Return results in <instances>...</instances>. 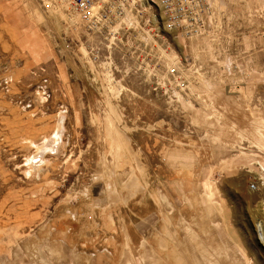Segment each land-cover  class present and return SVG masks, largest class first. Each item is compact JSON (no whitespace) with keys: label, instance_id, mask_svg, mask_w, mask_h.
Wrapping results in <instances>:
<instances>
[{"label":"rangeland","instance_id":"obj_1","mask_svg":"<svg viewBox=\"0 0 264 264\" xmlns=\"http://www.w3.org/2000/svg\"><path fill=\"white\" fill-rule=\"evenodd\" d=\"M114 30L0 0V264H264V0Z\"/></svg>","mask_w":264,"mask_h":264},{"label":"built area","instance_id":"obj_2","mask_svg":"<svg viewBox=\"0 0 264 264\" xmlns=\"http://www.w3.org/2000/svg\"><path fill=\"white\" fill-rule=\"evenodd\" d=\"M77 16L92 33L115 34L117 24L134 26L139 20L162 21L171 34L192 40L208 32L215 19L217 0H56ZM148 16V19L144 17Z\"/></svg>","mask_w":264,"mask_h":264},{"label":"bare ground","instance_id":"obj_3","mask_svg":"<svg viewBox=\"0 0 264 264\" xmlns=\"http://www.w3.org/2000/svg\"><path fill=\"white\" fill-rule=\"evenodd\" d=\"M60 136H61V131H57L55 133L54 139L51 138L50 140H46V143H44V147H41V149L38 151V154L36 156H33L31 159V165H33L34 168H37L39 166H43L46 163L45 160V154L46 153H51L52 155H54L55 153L58 152L59 150V145H60ZM38 150V149H37ZM38 169V168H37ZM261 208L263 207V204L260 205Z\"/></svg>","mask_w":264,"mask_h":264},{"label":"crops","instance_id":"obj_4","mask_svg":"<svg viewBox=\"0 0 264 264\" xmlns=\"http://www.w3.org/2000/svg\"><path fill=\"white\" fill-rule=\"evenodd\" d=\"M46 143V142H45Z\"/></svg>","mask_w":264,"mask_h":264}]
</instances>
